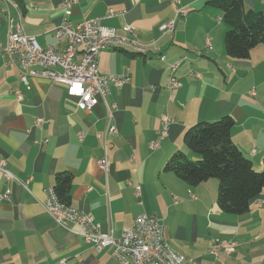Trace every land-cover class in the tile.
Returning <instances> with one entry per match:
<instances>
[{
  "label": "crops",
  "instance_id": "obj_1",
  "mask_svg": "<svg viewBox=\"0 0 264 264\" xmlns=\"http://www.w3.org/2000/svg\"><path fill=\"white\" fill-rule=\"evenodd\" d=\"M12 1L22 12L26 35L43 48L57 43L56 30L69 0ZM208 1L78 0L69 16L73 26L102 18L103 26L121 36H128L126 26L133 28L148 46L146 55L122 49L102 53V75L129 79L121 88L111 86L106 101L86 113L69 97L66 85L45 78H31L29 86L21 81L17 58L3 51L8 24L0 0V165L5 162L0 196L9 193L0 200V264H120L111 248L97 252L46 213L45 192L54 188L59 173L73 177L71 205L91 215L103 232L112 228L116 238L138 216L155 215L164 221L167 243L189 264H264V191L247 214L231 216L217 205L218 180L192 187L164 172L178 151L199 159L183 140L190 127L227 115L236 122L233 142L257 171L262 169L264 45L254 48L249 60L230 58L228 27ZM244 3L248 10L264 13V0ZM178 8L187 14L176 17ZM109 10L124 14L104 19ZM173 19L174 33L165 34L164 25ZM183 57L187 59L181 61ZM178 62L174 76L181 86L171 88V68ZM110 104L116 106L118 133L107 139L111 168L105 173L99 161L106 146L98 135L110 125ZM164 116L171 125L161 140ZM155 142L160 147L152 151ZM216 241L239 245L231 256L216 259L210 255Z\"/></svg>",
  "mask_w": 264,
  "mask_h": 264
},
{
  "label": "built area",
  "instance_id": "obj_2",
  "mask_svg": "<svg viewBox=\"0 0 264 264\" xmlns=\"http://www.w3.org/2000/svg\"><path fill=\"white\" fill-rule=\"evenodd\" d=\"M5 3L3 10L8 24L6 45L4 54L10 58H17L20 79L29 86L31 78H45L53 84H63L68 88L69 97L76 100L77 108L86 113H91L102 101L110 95L111 86L121 88L128 82L129 77L102 75L99 72V64L102 53L107 49L130 50L133 53L146 55L148 46L138 40L137 32L125 27L128 36L118 35L115 29L101 24L102 18L84 21L73 26L69 20L72 7L78 0H69L65 3V15L63 24L56 30L57 43L43 48L35 37L28 36L22 28L23 15L19 5L12 0H2ZM124 12L109 10L104 19L123 16ZM187 12L178 8L176 17L185 16ZM176 19L170 20L163 27L165 34L172 35L175 30ZM63 44H65L63 46ZM208 47H211L209 39ZM80 57V60H76ZM184 57L181 61H185ZM162 61L166 58L161 57ZM180 61V62H181ZM180 62L172 65V74L169 77V86L179 88L181 86L174 72ZM255 95L254 90L251 92ZM22 100V96L18 95ZM116 106L107 105L109 127L98 135L106 146L105 156L99 161L101 170L108 173L111 168L108 148L112 147L107 139L118 133L113 124ZM163 127L161 140L169 131L171 120L167 116L162 118ZM159 142L152 143L150 149L158 150ZM5 162L0 167L4 168ZM8 180L10 174L5 172ZM43 203L46 213L66 231L81 236L86 243L93 246L97 252L107 248L112 249L113 256L120 264H189V260L177 253L167 243L165 238V224L158 216L142 214L134 221V226L125 229L119 238L115 237L114 230L110 228L103 232L101 225L94 221L93 217L72 205H64L57 198L54 188L45 192ZM9 193L0 196V200L8 199ZM74 227L77 230H74ZM237 242H214L210 255L214 258L231 256L238 247ZM60 264H66L63 260Z\"/></svg>",
  "mask_w": 264,
  "mask_h": 264
},
{
  "label": "trees",
  "instance_id": "obj_3",
  "mask_svg": "<svg viewBox=\"0 0 264 264\" xmlns=\"http://www.w3.org/2000/svg\"><path fill=\"white\" fill-rule=\"evenodd\" d=\"M208 5L221 11V20L228 27L225 48L230 58L249 60L251 51L264 45V13L248 10L244 0H209ZM235 123L234 118L227 115L190 127L183 140L199 159L191 160L178 151L167 161L164 172L176 175L192 187L211 179L218 180L217 205L221 212L243 216L250 211L251 202L264 191V158L262 169L257 171L232 140ZM72 180L70 173L56 176L54 192L64 205H71Z\"/></svg>",
  "mask_w": 264,
  "mask_h": 264
},
{
  "label": "rangeland",
  "instance_id": "obj_4",
  "mask_svg": "<svg viewBox=\"0 0 264 264\" xmlns=\"http://www.w3.org/2000/svg\"><path fill=\"white\" fill-rule=\"evenodd\" d=\"M192 160V159H191Z\"/></svg>",
  "mask_w": 264,
  "mask_h": 264
}]
</instances>
